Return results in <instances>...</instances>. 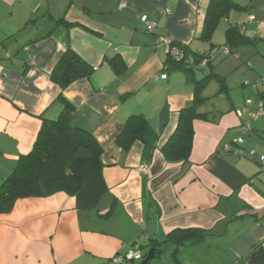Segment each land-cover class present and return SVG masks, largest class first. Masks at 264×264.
Segmentation results:
<instances>
[{"label": "crops", "instance_id": "0c3cea01", "mask_svg": "<svg viewBox=\"0 0 264 264\" xmlns=\"http://www.w3.org/2000/svg\"><path fill=\"white\" fill-rule=\"evenodd\" d=\"M210 3L0 0V184L31 151L42 120L58 118L62 107L56 99L62 94L75 109L72 125L90 132L101 147L107 187L91 212L79 211L75 199L63 192L17 200L0 215V264H110L136 249L142 258L126 264H139L151 249L154 256L147 264H264L259 170L264 107L248 131L242 110L248 99L263 102L258 96L263 87L252 85L262 77V86L264 80V30L257 31L264 12L249 13L246 23L233 25L251 43L226 55L227 28L221 44L216 42L220 24L210 42L201 38ZM61 19L75 26L66 27ZM147 23L154 25L152 32ZM166 37L205 54L207 62L192 73L170 67L158 43ZM67 48L92 73L62 91L50 74ZM217 56L233 58L216 65ZM112 58L121 62L118 73L106 61ZM206 71L224 77L225 89L220 92L214 79L206 84L202 96L207 101L199 112L207 116L193 122L189 161L167 163L161 148L176 129L180 110L193 101L187 76L199 80ZM137 115L148 127L143 140L124 153L115 140L124 122ZM190 228L208 234L176 251L172 244L160 252L152 247L172 231ZM259 244L263 248L250 257Z\"/></svg>", "mask_w": 264, "mask_h": 264}, {"label": "trees", "instance_id": "16d2710c", "mask_svg": "<svg viewBox=\"0 0 264 264\" xmlns=\"http://www.w3.org/2000/svg\"><path fill=\"white\" fill-rule=\"evenodd\" d=\"M231 9L243 10L232 0H211L202 40L211 41L216 26L226 19ZM59 23L66 27L75 26L63 19ZM224 35V48L228 50V54L234 53L233 48L251 43L235 26L228 27ZM175 44L184 52V57L177 62L167 57L170 67L192 73L202 60L208 59L205 54L192 53L185 46ZM106 61L115 73L120 71L121 62L118 58ZM91 73L92 69L75 52L67 48L52 70L50 79L63 91L71 83L88 78ZM187 79L193 84V101L180 110L176 129L161 148L167 163L186 164L189 161L193 144V122L205 120L207 116L199 112L207 101L202 96L206 84L214 79L219 83L220 92L225 89L224 77L212 71L199 80L191 76H187ZM258 96L264 101V91ZM56 102L62 107L58 118L53 121L42 120L31 151L19 157L11 174L0 184V215L9 213L17 200L46 198L57 192L74 198L79 211L91 212L107 193L102 175L100 145L90 132L72 125L75 109L62 94L57 97ZM147 127L148 122L143 116H130L124 122L115 143L126 153L134 142L143 140ZM207 234L201 229H177L166 235L161 243H153L152 247L156 252H160L164 246L172 244L176 251L188 244L203 241ZM262 248V244L257 245L249 256H254Z\"/></svg>", "mask_w": 264, "mask_h": 264}, {"label": "built area", "instance_id": "2783aa9c", "mask_svg": "<svg viewBox=\"0 0 264 264\" xmlns=\"http://www.w3.org/2000/svg\"><path fill=\"white\" fill-rule=\"evenodd\" d=\"M145 20V18L143 19ZM251 20H253V17H251ZM154 28V25L152 23H147V31L152 32ZM264 30V19L262 21L257 22V31ZM158 43L162 44L165 47V51L167 54V57L172 59L173 61H180L184 57V52L180 49L178 45L175 44L173 39L166 37V38H159ZM224 54L228 55V50H223ZM207 62V59H204L201 61V64H205ZM95 70V69H94ZM161 79H165L166 75L163 74L160 77ZM263 91H264V80L261 81ZM263 107H264V101H260L258 105H255L254 102L250 99L246 100L244 103V106L242 108L243 112L247 114V121L244 124V131H248L250 129V121L256 120L260 118L263 114ZM238 144H243L242 139H238L236 141ZM251 155H253V152H251ZM146 167L142 166L140 167L141 172H146ZM259 170L260 174L264 179V154L260 156L259 158ZM142 255L139 249H136L134 252L126 254L125 256H118L114 258L110 264H126L131 263L135 260L141 259Z\"/></svg>", "mask_w": 264, "mask_h": 264}, {"label": "rangeland", "instance_id": "374dc122", "mask_svg": "<svg viewBox=\"0 0 264 264\" xmlns=\"http://www.w3.org/2000/svg\"><path fill=\"white\" fill-rule=\"evenodd\" d=\"M232 2L234 4H239L242 7H246L247 10L246 11H237V10H232L231 12H229L227 14L226 19L222 20L221 23H219V29H220V40L218 39V34H216V42H218V44L223 42V38L222 35L225 31L226 28L233 26L234 24H239L242 25L243 23H246L248 21V14H254L256 16H258L259 14H261L262 12H264V0H232ZM218 29V31H219ZM261 41L258 42L257 44L259 45L257 49H259V53H261ZM256 47V45L254 46ZM256 53H252V55H255ZM251 55V56H252ZM229 58V59H228ZM233 56H229L227 58H222L221 56H217L215 59V63L216 65H218L219 63H222L225 60H232ZM255 59H253V61L256 63L258 61V59L256 60L257 56L254 57ZM239 63V62H238ZM239 66L240 63L238 64ZM208 72V71H206ZM237 77H239V72L236 74ZM264 77V75H263ZM262 78V77H261ZM261 78H259L258 80H256L255 82H253L252 86H256V88H258V90L262 91V86L260 84H258V81L261 80ZM241 79H244L243 77ZM245 83V82H244ZM246 83H250L249 81H246ZM138 264V263H137Z\"/></svg>", "mask_w": 264, "mask_h": 264}, {"label": "water", "instance_id": "95a60500", "mask_svg": "<svg viewBox=\"0 0 264 264\" xmlns=\"http://www.w3.org/2000/svg\"><path fill=\"white\" fill-rule=\"evenodd\" d=\"M153 256H154V249H151V250L149 251L148 255L145 257V259H144L142 262H140L139 264H147V262H148L151 258H153Z\"/></svg>", "mask_w": 264, "mask_h": 264}]
</instances>
